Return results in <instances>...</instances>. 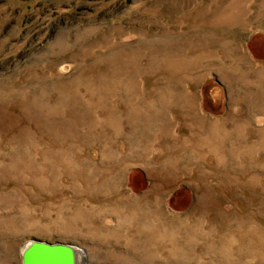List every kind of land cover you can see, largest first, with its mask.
Returning a JSON list of instances; mask_svg holds the SVG:
<instances>
[{
    "label": "rangeland",
    "instance_id": "rangeland-1",
    "mask_svg": "<svg viewBox=\"0 0 264 264\" xmlns=\"http://www.w3.org/2000/svg\"><path fill=\"white\" fill-rule=\"evenodd\" d=\"M32 239L264 264V0H0V264Z\"/></svg>",
    "mask_w": 264,
    "mask_h": 264
},
{
    "label": "water",
    "instance_id": "water-1",
    "mask_svg": "<svg viewBox=\"0 0 264 264\" xmlns=\"http://www.w3.org/2000/svg\"><path fill=\"white\" fill-rule=\"evenodd\" d=\"M76 249L65 242L32 239L22 251V264H77Z\"/></svg>",
    "mask_w": 264,
    "mask_h": 264
},
{
    "label": "bare ground",
    "instance_id": "bare-ground-1",
    "mask_svg": "<svg viewBox=\"0 0 264 264\" xmlns=\"http://www.w3.org/2000/svg\"><path fill=\"white\" fill-rule=\"evenodd\" d=\"M146 91V90H145ZM151 95V94H150ZM152 96V95H151ZM162 98V97H161ZM160 156V155H159ZM154 161V160H153ZM76 255H77V264H79V262H80V257H82V258H86V256H87V253L85 252V250L84 249H80V248H77L76 249Z\"/></svg>",
    "mask_w": 264,
    "mask_h": 264
}]
</instances>
